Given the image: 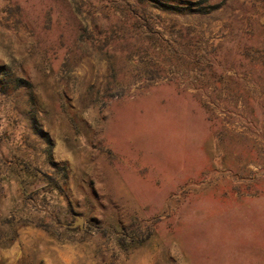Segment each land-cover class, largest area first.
Segmentation results:
<instances>
[{
  "label": "rangeland",
  "instance_id": "1",
  "mask_svg": "<svg viewBox=\"0 0 264 264\" xmlns=\"http://www.w3.org/2000/svg\"><path fill=\"white\" fill-rule=\"evenodd\" d=\"M222 1L0 0V264H264V0L228 53Z\"/></svg>",
  "mask_w": 264,
  "mask_h": 264
},
{
  "label": "crops",
  "instance_id": "2",
  "mask_svg": "<svg viewBox=\"0 0 264 264\" xmlns=\"http://www.w3.org/2000/svg\"><path fill=\"white\" fill-rule=\"evenodd\" d=\"M244 0H223L222 2H219L218 6L214 11H212L213 14L209 16L208 19L205 20V22L209 23L210 29H218L219 31H222V33L225 35L223 40L224 41V48L221 50L224 51V53H228L230 51L229 45L227 44V40L232 35V32H234L236 29H238L241 18L245 15L248 18L252 15H254L255 11L248 10L247 6H244L243 2ZM250 0H247L246 3H250ZM260 24H264V15L259 19ZM264 43V42H263ZM32 149L34 148L31 146ZM34 156L31 155V157ZM20 171V170H19ZM17 185H21L24 179V175L18 174L17 175ZM2 179L0 181V185H4V183L12 182L11 176L8 178ZM9 180V181H8ZM6 253V252H4ZM10 264H13V260H10ZM16 262V260H14Z\"/></svg>",
  "mask_w": 264,
  "mask_h": 264
},
{
  "label": "water",
  "instance_id": "3",
  "mask_svg": "<svg viewBox=\"0 0 264 264\" xmlns=\"http://www.w3.org/2000/svg\"><path fill=\"white\" fill-rule=\"evenodd\" d=\"M69 226L71 228H74V227L83 228L84 227V219H83V217L78 216V220L74 221L72 224H69Z\"/></svg>",
  "mask_w": 264,
  "mask_h": 264
},
{
  "label": "trees",
  "instance_id": "4",
  "mask_svg": "<svg viewBox=\"0 0 264 264\" xmlns=\"http://www.w3.org/2000/svg\"><path fill=\"white\" fill-rule=\"evenodd\" d=\"M153 1H158V0H153ZM170 7V6H169Z\"/></svg>",
  "mask_w": 264,
  "mask_h": 264
}]
</instances>
